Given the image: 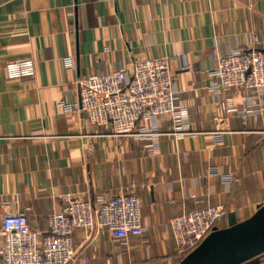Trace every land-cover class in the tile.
Wrapping results in <instances>:
<instances>
[{"label":"crops","instance_id":"0c3cea01","mask_svg":"<svg viewBox=\"0 0 264 264\" xmlns=\"http://www.w3.org/2000/svg\"><path fill=\"white\" fill-rule=\"evenodd\" d=\"M248 49L264 50V0H0V229L20 211L46 232L63 198L95 202L134 186L143 236L77 230L76 264H180L179 214L225 206L219 229L250 219L264 205V95L211 89L218 59ZM164 56L175 58L174 89L196 134L162 123L152 154V141L104 137L87 114L59 106L84 77ZM24 57L36 76L9 80L7 62Z\"/></svg>","mask_w":264,"mask_h":264},{"label":"built area","instance_id":"2783aa9c","mask_svg":"<svg viewBox=\"0 0 264 264\" xmlns=\"http://www.w3.org/2000/svg\"><path fill=\"white\" fill-rule=\"evenodd\" d=\"M174 62L170 56L141 59L132 68L120 67L111 74L84 77L76 82L77 98L68 95L59 106L67 113L87 114L92 125L108 130L104 137L152 141L154 154L157 140L165 135L158 131L162 123L171 124L172 134L177 137L196 134L190 131L188 110L178 103ZM5 72L9 80L34 77L36 62L31 57L10 60ZM211 76V89L218 97L232 90L263 96L264 50H234L221 56ZM221 107L227 112L237 111L228 101H222ZM133 187L95 202L72 196L63 198L60 210L50 215L46 232L34 230L24 212L6 213L0 229V264H76L77 230H84L88 237L102 233L118 240L143 236L142 201ZM226 214L225 206H208L173 218L171 231L177 256L184 260L195 252Z\"/></svg>","mask_w":264,"mask_h":264},{"label":"water","instance_id":"95a60500","mask_svg":"<svg viewBox=\"0 0 264 264\" xmlns=\"http://www.w3.org/2000/svg\"><path fill=\"white\" fill-rule=\"evenodd\" d=\"M264 254V205L248 220L232 216L229 228H217L180 264H260Z\"/></svg>","mask_w":264,"mask_h":264}]
</instances>
